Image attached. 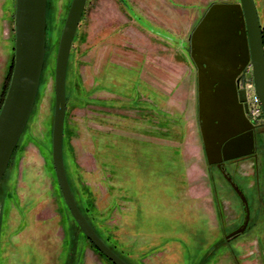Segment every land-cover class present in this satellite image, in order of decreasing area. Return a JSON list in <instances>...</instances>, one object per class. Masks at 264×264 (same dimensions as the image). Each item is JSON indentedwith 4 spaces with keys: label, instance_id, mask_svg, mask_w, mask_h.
I'll return each instance as SVG.
<instances>
[{
    "label": "rangeland",
    "instance_id": "374dc122",
    "mask_svg": "<svg viewBox=\"0 0 264 264\" xmlns=\"http://www.w3.org/2000/svg\"><path fill=\"white\" fill-rule=\"evenodd\" d=\"M253 1L264 43V0ZM71 2L47 0L38 93L0 183V264H113L75 224L52 164L53 77ZM238 3L86 1L67 63L63 160L81 212L129 264H264V120L251 119L250 93L261 177H234L249 221L230 239L244 205L205 152L204 99L190 56L189 39L208 10L227 6L240 22ZM14 12L15 0H0V110ZM237 79L252 83L251 67Z\"/></svg>",
    "mask_w": 264,
    "mask_h": 264
},
{
    "label": "water",
    "instance_id": "95a60500",
    "mask_svg": "<svg viewBox=\"0 0 264 264\" xmlns=\"http://www.w3.org/2000/svg\"><path fill=\"white\" fill-rule=\"evenodd\" d=\"M86 1L72 0L59 40L53 77L52 164L63 201L84 237L111 263L128 264L104 243L80 211L63 160L67 63ZM238 4L240 22L229 7L215 5L208 10L189 39L190 56L198 72L204 99L201 108L205 152L210 162L215 164L246 155L253 147L252 140L246 141L244 134L237 136L246 128L253 127L243 117L248 111L246 93L236 83L240 70L246 66L251 67L255 97L258 98L264 120L262 30L254 1L239 0ZM46 10L47 0H15L13 69L0 110V183L38 93L45 59ZM238 30L241 36H238ZM214 89L218 90V100L214 96ZM231 185L244 204V221L227 238L243 233L249 221L247 201L237 187Z\"/></svg>",
    "mask_w": 264,
    "mask_h": 264
},
{
    "label": "flooded vegetation",
    "instance_id": "af4514ba",
    "mask_svg": "<svg viewBox=\"0 0 264 264\" xmlns=\"http://www.w3.org/2000/svg\"><path fill=\"white\" fill-rule=\"evenodd\" d=\"M262 36H263V34H262ZM236 80H237L236 83L239 84V79H237V77H236ZM246 105H247V110H248V99H247V96H246ZM241 106L244 107L243 104H241ZM246 114H247V112L244 113L243 117H244V119L248 120ZM250 124L253 126L252 128H250V127L246 128L242 133L237 135V136H239V135L241 136L242 134H244L246 141L252 140L253 147L251 148L250 152L248 154H246V155L241 156V157L232 158V159H229V160H222L221 162H219V164H215V166L218 169V171L220 172L221 176L228 183V185L231 187L232 191L234 189H233L231 184H233L235 187H237L238 191H240L244 195L245 199H246V196L244 194V189H242L240 184H238V183H236L234 181V177H238V178H242L243 177L242 179L245 180V177H247V176L250 177L251 175H253L256 182H258V180L261 177L260 175H258L259 174L258 173V152H257V150H255L256 149V142H257V137L256 136L258 134H260V132H258V128H257V126L254 123L253 124L250 123ZM261 136H262V139H264V135L261 134ZM232 138H234V137H232ZM230 139L231 138H227V140H230ZM227 140L225 142H227ZM221 155H222V152H221ZM222 157H223V155H222ZM247 164L250 165L251 167H253V172H250L252 174L241 172L243 167L245 165H247ZM231 169L232 170L234 169V173L230 172ZM262 175L264 177V172H263ZM228 179L230 181H228ZM257 185H258V188H259V184H256V186ZM258 191H260V190H258ZM236 195L238 196L237 193H236ZM239 199H240V197H239ZM240 201H241V199H240ZM246 201H247V199H246ZM247 203H248V201H247ZM247 206H248V209H249V204H247ZM234 237H232V238H234Z\"/></svg>",
    "mask_w": 264,
    "mask_h": 264
},
{
    "label": "built area",
    "instance_id": "2783aa9c",
    "mask_svg": "<svg viewBox=\"0 0 264 264\" xmlns=\"http://www.w3.org/2000/svg\"><path fill=\"white\" fill-rule=\"evenodd\" d=\"M240 83V82H239ZM238 88L239 89H243L246 93L247 99H249V94L251 93L252 96V106H253V110H250V115H251V119L253 121L258 120L259 118H261L262 115V110L258 101V98L255 97V92H254V86H253V82L250 83L249 85H242V84H238Z\"/></svg>",
    "mask_w": 264,
    "mask_h": 264
},
{
    "label": "trees",
    "instance_id": "16d2710c",
    "mask_svg": "<svg viewBox=\"0 0 264 264\" xmlns=\"http://www.w3.org/2000/svg\"><path fill=\"white\" fill-rule=\"evenodd\" d=\"M13 65V64H12ZM11 65V66H12ZM12 69H13V66H12ZM11 75H12V72H11ZM10 78H11V76H10ZM9 82H10V80H9ZM8 86H9V83H8ZM8 88V87H7ZM4 101V100H3ZM16 146V145H15ZM80 209V208H79ZM80 211H81V209H80ZM83 214V213H82ZM84 215V214H83ZM85 216V215H84ZM86 218V217H85ZM87 219V218H86ZM88 221V220H87ZM89 222V224L92 226V228L95 230V232L97 233V235L104 241V243L113 251V252H115L120 258H122L125 262H126V260L123 258V256L121 255V254H119V252H117V251H115L114 249H113V247H111V244L108 242V240L107 239H104L102 236H100V234H99V232H98V230L95 228V226L90 222V221H88ZM92 245V244H91ZM93 246V245H92ZM94 247V246H93ZM95 248V247H94ZM96 249V248H95ZM97 251H98V249H96ZM102 255V254H101ZM103 256V255H102ZM104 257V256H103ZM128 263V262H127ZM129 264V263H128Z\"/></svg>",
    "mask_w": 264,
    "mask_h": 264
},
{
    "label": "bare ground",
    "instance_id": "6f19581e",
    "mask_svg": "<svg viewBox=\"0 0 264 264\" xmlns=\"http://www.w3.org/2000/svg\"><path fill=\"white\" fill-rule=\"evenodd\" d=\"M213 93H214V96L216 97V99L218 98V90L217 89H214L213 90ZM218 100V99H217ZM239 115V113L237 114Z\"/></svg>",
    "mask_w": 264,
    "mask_h": 264
}]
</instances>
